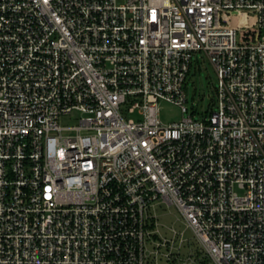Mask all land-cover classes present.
Here are the masks:
<instances>
[{
	"label": "built area",
	"instance_id": "1",
	"mask_svg": "<svg viewBox=\"0 0 264 264\" xmlns=\"http://www.w3.org/2000/svg\"><path fill=\"white\" fill-rule=\"evenodd\" d=\"M0 264H264V0H0Z\"/></svg>",
	"mask_w": 264,
	"mask_h": 264
},
{
	"label": "rangeland",
	"instance_id": "2",
	"mask_svg": "<svg viewBox=\"0 0 264 264\" xmlns=\"http://www.w3.org/2000/svg\"><path fill=\"white\" fill-rule=\"evenodd\" d=\"M218 78L212 65L202 56L199 55L198 61H194V65L188 75L186 81V92L188 96L187 106L190 113L194 111L196 116L214 109L216 103V86ZM161 108V120L165 125H169L173 122H179L183 119L184 114L180 107L162 101ZM188 116V114H185ZM136 117V115H132ZM79 118V113L74 112L71 116L64 117L62 119V125L74 126ZM161 214H165L160 218L162 224L161 230L166 232L168 228L174 227L177 231H184L187 239L193 237L192 232L186 229L185 224L180 218L179 213L174 207L167 208L166 211L160 210ZM164 226V227H163ZM168 232V231H167ZM192 241V239H191ZM193 247L195 243L192 241Z\"/></svg>",
	"mask_w": 264,
	"mask_h": 264
}]
</instances>
